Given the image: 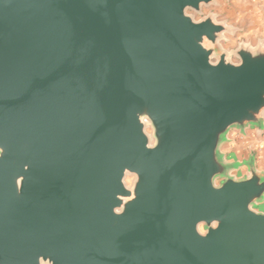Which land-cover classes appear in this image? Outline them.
Masks as SVG:
<instances>
[{"label":"water","instance_id":"95a60500","mask_svg":"<svg viewBox=\"0 0 264 264\" xmlns=\"http://www.w3.org/2000/svg\"><path fill=\"white\" fill-rule=\"evenodd\" d=\"M213 2L0 0V264H264V172L221 153L264 46L230 61Z\"/></svg>","mask_w":264,"mask_h":264},{"label":"rangeland","instance_id":"374dc122","mask_svg":"<svg viewBox=\"0 0 264 264\" xmlns=\"http://www.w3.org/2000/svg\"><path fill=\"white\" fill-rule=\"evenodd\" d=\"M188 14L195 21L211 15L216 22L223 23L230 29L229 32L223 34L219 46L222 51L227 53L230 61L234 63L237 60L232 52L239 46L243 45L251 49H255L258 45L264 46V0H214L208 6H202L199 13L188 11ZM249 128L254 130V127ZM249 128L245 131L251 134ZM232 132L238 131L234 129ZM262 136L264 138V133ZM242 157L246 159L245 155ZM262 171L264 172V170ZM232 175L239 179L246 175V171L240 169L232 172ZM132 181V176L125 178L127 186H131ZM253 209L257 212H264V203L257 204Z\"/></svg>","mask_w":264,"mask_h":264},{"label":"crops","instance_id":"0c3cea01","mask_svg":"<svg viewBox=\"0 0 264 264\" xmlns=\"http://www.w3.org/2000/svg\"><path fill=\"white\" fill-rule=\"evenodd\" d=\"M249 130L251 134L246 131L244 134L229 132L226 142L221 146V153L227 162H241L247 160L250 151H253L257 162L256 168L258 171H262L264 170V138L256 133L255 128L254 130L249 128ZM243 155L246 156V159L242 157ZM259 162L261 163L259 164Z\"/></svg>","mask_w":264,"mask_h":264}]
</instances>
